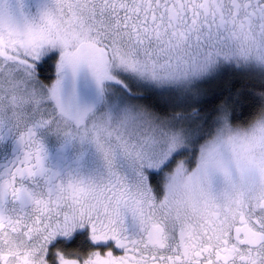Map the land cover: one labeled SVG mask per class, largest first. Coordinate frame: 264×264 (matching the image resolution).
<instances>
[{
	"label": "snow or ice",
	"instance_id": "snow-or-ice-1",
	"mask_svg": "<svg viewBox=\"0 0 264 264\" xmlns=\"http://www.w3.org/2000/svg\"><path fill=\"white\" fill-rule=\"evenodd\" d=\"M0 264H264V0H0Z\"/></svg>",
	"mask_w": 264,
	"mask_h": 264
}]
</instances>
